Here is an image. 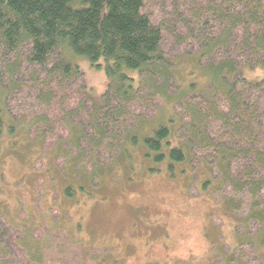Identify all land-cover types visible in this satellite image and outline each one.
I'll list each match as a JSON object with an SVG mask.
<instances>
[{"label": "trees", "instance_id": "trees-1", "mask_svg": "<svg viewBox=\"0 0 264 264\" xmlns=\"http://www.w3.org/2000/svg\"><path fill=\"white\" fill-rule=\"evenodd\" d=\"M72 56L105 61L101 101ZM2 134L50 147L74 204L117 175L172 179L196 164L213 175L203 190L229 189L222 204L248 248L224 263L264 264V0H0ZM45 215L0 217V264H121L72 231L60 241L66 228Z\"/></svg>", "mask_w": 264, "mask_h": 264}, {"label": "rangeland", "instance_id": "rangeland-1", "mask_svg": "<svg viewBox=\"0 0 264 264\" xmlns=\"http://www.w3.org/2000/svg\"><path fill=\"white\" fill-rule=\"evenodd\" d=\"M150 9L158 15L156 8ZM72 57L91 98L101 101L107 87L105 61L96 68L82 57ZM128 73L137 81V72ZM14 137L16 145L5 134L0 138V217L13 226L23 215L31 225L38 224L39 216L52 207L44 217L66 228L60 241H68L72 231L79 249H110L121 264H225L226 255L248 252L237 245L238 231L232 224L238 218L222 204L229 189L212 182L203 190L213 175L196 164H189L187 175L172 179L165 172L147 175L138 170L127 174L133 181L125 183L122 174L117 175L101 187L94 184L92 201L74 204L62 195L64 184L55 171L61 160L50 166V147L30 152L23 145L25 136ZM58 208L64 212L57 214Z\"/></svg>", "mask_w": 264, "mask_h": 264}]
</instances>
